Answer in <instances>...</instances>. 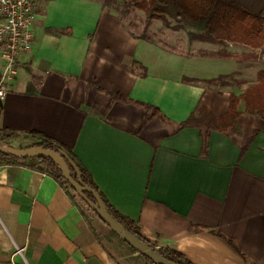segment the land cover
Masks as SVG:
<instances>
[{
	"label": "crops",
	"instance_id": "1",
	"mask_svg": "<svg viewBox=\"0 0 264 264\" xmlns=\"http://www.w3.org/2000/svg\"><path fill=\"white\" fill-rule=\"evenodd\" d=\"M232 1L264 16V0ZM127 2L41 3L33 49L0 98V131L22 148L47 137L70 149L157 247L193 264H264V121L241 102L238 134L211 130L205 145L200 128H181L201 107L227 113L247 86L210 81L240 72L239 59L175 24L147 26ZM141 104L165 119L146 120ZM96 226L53 176L0 167V264H124Z\"/></svg>",
	"mask_w": 264,
	"mask_h": 264
},
{
	"label": "trees",
	"instance_id": "2",
	"mask_svg": "<svg viewBox=\"0 0 264 264\" xmlns=\"http://www.w3.org/2000/svg\"><path fill=\"white\" fill-rule=\"evenodd\" d=\"M130 1L132 2L131 5L135 9L144 13L147 19V25H149L153 21L158 20L163 21L168 26V19H172L173 21H175V26L172 27L173 30H191L187 33L190 42L198 41L221 46L223 47V49H225V51L220 52L221 56L223 55L228 57H236L239 59L238 61L239 63H241V65H244L246 61H255V59L258 57L257 54H253L255 57H251L249 53L245 52L241 54L229 53L226 51V47H228V45H234L245 49H250L253 50V52H262V50L264 49V16L253 14L248 10L244 9L243 7L239 6L232 0ZM192 30H194V32ZM240 73L241 72H237L236 74L240 75ZM236 74L230 76H223L210 82L222 84L223 81H227L228 84H232L231 82L233 81L228 80L233 78V80L235 79L234 81L238 82L237 85L239 87H242L244 85V82L236 80ZM223 85H225V83H223ZM113 98L122 102L129 101V99L119 93L113 95ZM241 102H243L245 105L246 114L259 117L264 121V69H259L256 72L255 82L252 85L247 86V88L243 91L240 96H237L235 94L230 95L229 109L223 117L215 118L201 107L197 110L198 116H196L194 113L186 122L181 124V128H200L205 145L208 133L211 130H218L220 132L228 134H238L239 129L237 122L239 117L241 116V112L239 111ZM141 105L146 109V120H149L152 117L159 115L165 119V117L161 115L160 111L157 108H154L149 105ZM0 132H2L3 134V138L0 139L1 145L11 146L8 141L18 137V135H16L15 133H9V131ZM256 134L257 132H255V135ZM32 147H42L47 150H62L66 152L79 168L83 183L99 193L111 215L122 226H124L126 230H128L131 234L138 237L145 243H148L153 249H156L169 261L179 264H193L181 253L171 249L159 248L155 244L147 240L142 235V228L139 223L129 217L124 216L111 205V203L99 190L86 168L81 164V162L77 159V157L73 154L70 149L47 137H42L39 142L26 148ZM11 164H20L31 170L48 173L68 190V193L73 201L78 203V198L84 205L87 206V204L80 199L74 189L64 179L59 166L51 159L40 157L36 159L18 160L10 155L0 153V167ZM72 176L75 179L77 178L76 173L74 171L72 172ZM87 196L89 197V199L94 201V197L91 194H87ZM97 218L99 219L98 216ZM219 235L225 238L230 245L237 249L232 239L225 237L222 234ZM123 243L127 245L125 242ZM127 246L140 258L150 264H154L144 254L139 253L138 251L131 248L129 245Z\"/></svg>",
	"mask_w": 264,
	"mask_h": 264
},
{
	"label": "water",
	"instance_id": "3",
	"mask_svg": "<svg viewBox=\"0 0 264 264\" xmlns=\"http://www.w3.org/2000/svg\"><path fill=\"white\" fill-rule=\"evenodd\" d=\"M0 153L10 155L18 160L36 159L40 157L51 159L59 166L62 176L74 189L80 199L87 204V206L120 238L121 241L125 242L139 253L144 254L154 264H179L169 261L160 252L153 249L148 243H145L126 230L125 227L111 215L99 193L83 183L79 168L66 152L62 150H47L42 147L17 148L10 145L0 144ZM72 170L76 173V179L72 176ZM87 194H91L94 197V201L89 199Z\"/></svg>",
	"mask_w": 264,
	"mask_h": 264
},
{
	"label": "built area",
	"instance_id": "4",
	"mask_svg": "<svg viewBox=\"0 0 264 264\" xmlns=\"http://www.w3.org/2000/svg\"><path fill=\"white\" fill-rule=\"evenodd\" d=\"M48 1L0 0V62L3 64L0 98L9 90L19 57L30 54L33 49V28L38 19V9L41 3Z\"/></svg>",
	"mask_w": 264,
	"mask_h": 264
},
{
	"label": "rangeland",
	"instance_id": "5",
	"mask_svg": "<svg viewBox=\"0 0 264 264\" xmlns=\"http://www.w3.org/2000/svg\"><path fill=\"white\" fill-rule=\"evenodd\" d=\"M126 1H128L127 3L129 4V6L133 7L131 5L132 2L130 0H126ZM124 9H126V8L124 7ZM135 10H137V9H135L133 7V12H135ZM128 18L131 19L130 15H128ZM137 18H139L138 15H137V17L135 16L134 21H139ZM145 23L147 25V19H146ZM173 24H175V23L170 21V20H168V27H171ZM149 25H147V26H149ZM135 26H136V24H135ZM166 26H167V24H166ZM174 26L175 25H173V27ZM189 31H191V30L190 29L184 30V32H186V33H188ZM192 31L194 32V30H192ZM230 50H232L233 53H235V54H241V53L245 52V53H249V55L251 57H255L253 54H250V52H248L247 49L239 47V46H234L233 48H230ZM219 51L223 52V51H225V49H222V50H219ZM259 69H264V49L258 55V57L255 59V61L254 60L246 61V63L244 65H242L241 71H240L241 72L240 75H243V76H240L239 79L240 80L241 79L245 80L244 81V84H245L244 86L245 87L246 86H250V85H252L255 82L256 72ZM231 79H229L228 81H233L232 84L237 85L238 82L234 81L235 79L233 80V78H231ZM223 83H225V85L228 84L227 81H223ZM223 83L221 85H223ZM235 85H233V86H235ZM239 88H244V87L242 86V87H239ZM12 143H11V146H14V147H17V148L22 147V146H18V145H12ZM13 144H15V143H13ZM23 148H26V147H23ZM77 201H78L80 207L83 209V211H84V213H85V215L87 217V220L91 223V225L93 223H96V225L97 224L99 225V227L96 226V229L98 231V236L105 243V245L107 246L109 251L113 255H115V257H117L118 259L122 260V262L124 264L125 263L126 264H150V263L146 262L145 260H143L142 258H140L127 245H125L123 242H121L119 240V238L105 224H103L97 218V216L86 205H84L78 198H77Z\"/></svg>",
	"mask_w": 264,
	"mask_h": 264
}]
</instances>
